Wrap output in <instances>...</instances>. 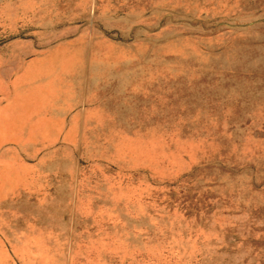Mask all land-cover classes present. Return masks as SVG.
<instances>
[{"label": "rangeland", "instance_id": "rangeland-1", "mask_svg": "<svg viewBox=\"0 0 264 264\" xmlns=\"http://www.w3.org/2000/svg\"><path fill=\"white\" fill-rule=\"evenodd\" d=\"M44 6L0 104L33 148L0 152V264H264V0Z\"/></svg>", "mask_w": 264, "mask_h": 264}, {"label": "crops", "instance_id": "crops-1", "mask_svg": "<svg viewBox=\"0 0 264 264\" xmlns=\"http://www.w3.org/2000/svg\"><path fill=\"white\" fill-rule=\"evenodd\" d=\"M47 0H0V104L6 100V96L9 95L13 89L15 83L20 87L29 86L37 83L38 77L28 78L21 72L28 66L29 63L36 61L39 57L43 56V53H39L32 58H28V51L35 47H44L45 44H35L33 41H29L28 38L22 36H14L17 31L28 29L32 25L38 30L37 33H41L40 36H44L46 27H53L48 30H54L55 27V15H58L57 10L53 8H46L44 5ZM41 29V30H40ZM48 36V35H46ZM66 75L55 76L56 79H65ZM44 79V78H41ZM56 79L54 81H56ZM55 84V83H54ZM71 107V106H70ZM69 107V108H70ZM65 109L63 114L69 109ZM51 114L49 109L36 110L32 113L33 120L37 116ZM42 143V142H41ZM39 144V143H37ZM8 145V146H4ZM18 144L14 141L7 140L2 143L3 149L0 152L4 157L16 158L21 160L22 154L26 152H32L33 148H29L30 151H23ZM6 211H0V223L6 218L3 213ZM6 233H0V248L4 251L8 250Z\"/></svg>", "mask_w": 264, "mask_h": 264}]
</instances>
